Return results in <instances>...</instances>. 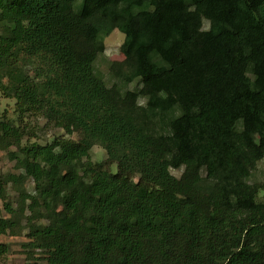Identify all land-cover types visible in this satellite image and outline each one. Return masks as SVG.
<instances>
[{"label": "trees", "instance_id": "1", "mask_svg": "<svg viewBox=\"0 0 264 264\" xmlns=\"http://www.w3.org/2000/svg\"><path fill=\"white\" fill-rule=\"evenodd\" d=\"M0 93V236L26 230L25 264H264V0H0ZM29 116L64 135L23 145Z\"/></svg>", "mask_w": 264, "mask_h": 264}, {"label": "rangeland", "instance_id": "2", "mask_svg": "<svg viewBox=\"0 0 264 264\" xmlns=\"http://www.w3.org/2000/svg\"><path fill=\"white\" fill-rule=\"evenodd\" d=\"M207 25V22L204 23ZM123 40V33L118 29H114L108 36L104 39L105 49L102 54H100L95 61V70L98 74L106 81L108 85L112 83V79L109 78V65L112 61H123L124 55L120 51V45ZM23 45L18 49L19 57L23 59L24 63L28 66L38 67L39 63L31 54L24 52ZM136 86H139L138 78L134 79L127 85V88L133 89ZM143 101L142 99L140 100ZM15 100L13 98H7L0 93V117L10 118L13 121L16 119V113L14 112ZM23 124L26 125L25 128L31 131V137L25 135L22 139V144L30 142L45 143L50 142L53 137L64 135V131L60 128L51 127L46 124V120L42 116L37 117H26L23 120ZM23 125V126H24ZM66 137L76 138V134L65 135ZM14 146H10L9 150H15ZM106 157L105 150L99 146L94 145L91 147L89 152V160L92 162L103 161ZM20 170L15 169L14 161L10 160L7 156V150H0V174L19 172ZM111 172L116 171V164H112L110 167ZM171 173L175 176H179L182 169H171ZM136 180V178H135ZM249 183H260L263 188L259 190L257 195L258 201H264V158L257 162L256 167L251 171L248 178ZM26 188L30 191L32 190V182L30 179H27L25 182ZM7 191L11 199L13 200V206L16 207L14 202L17 193L12 189L11 185L7 187ZM0 215L8 216V214L3 210L2 201L0 200ZM28 241L26 235V230L22 231L18 235H1L0 242H5L9 244V252L6 254L4 263L5 264H25L27 259L26 248L24 243Z\"/></svg>", "mask_w": 264, "mask_h": 264}]
</instances>
